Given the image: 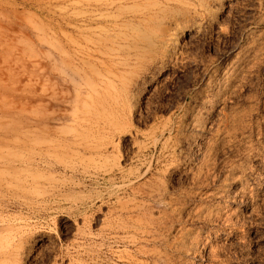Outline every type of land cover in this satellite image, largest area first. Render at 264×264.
Here are the masks:
<instances>
[{"label": "rangeland", "instance_id": "rangeland-1", "mask_svg": "<svg viewBox=\"0 0 264 264\" xmlns=\"http://www.w3.org/2000/svg\"><path fill=\"white\" fill-rule=\"evenodd\" d=\"M112 1L0 0V264H264V0Z\"/></svg>", "mask_w": 264, "mask_h": 264}, {"label": "bare ground", "instance_id": "bare-ground-1", "mask_svg": "<svg viewBox=\"0 0 264 264\" xmlns=\"http://www.w3.org/2000/svg\"><path fill=\"white\" fill-rule=\"evenodd\" d=\"M90 1H93V0H90ZM124 3H134V4L135 3H142V4H145L142 6L144 8L140 12H138V13H140V15H138V20H139L140 24L147 23L149 20H153V18H154L153 15L151 13H148V11H149L148 9H150L148 7L150 6V3H145L142 0H117V1H112L111 3H99V5H97V9L93 8V6L94 7L96 6V5H94V3H89L88 15L85 19L86 25L88 27H90L91 30H92V28H94L95 25H97V26L98 25L99 26L105 25L111 19H115L114 14H116L118 11H120V9ZM135 7H136V5H135ZM124 9H126V8H124ZM73 12H75V11H73ZM76 17H77V15H76ZM117 19H118V17H117ZM101 29H103V27ZM104 30H105V28H104ZM103 32H108V31L106 30ZM93 34H96V33H93Z\"/></svg>", "mask_w": 264, "mask_h": 264}]
</instances>
